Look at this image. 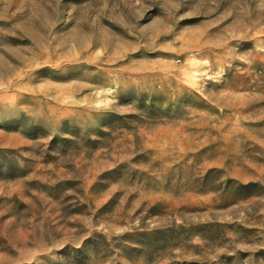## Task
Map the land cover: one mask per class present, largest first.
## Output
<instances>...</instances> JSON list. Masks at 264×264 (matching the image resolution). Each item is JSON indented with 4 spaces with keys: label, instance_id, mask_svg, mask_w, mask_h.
<instances>
[{
    "label": "rangeland",
    "instance_id": "374dc122",
    "mask_svg": "<svg viewBox=\"0 0 264 264\" xmlns=\"http://www.w3.org/2000/svg\"><path fill=\"white\" fill-rule=\"evenodd\" d=\"M0 264H264V0H0Z\"/></svg>",
    "mask_w": 264,
    "mask_h": 264
}]
</instances>
